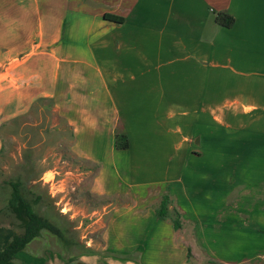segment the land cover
<instances>
[{
    "label": "crops",
    "instance_id": "0c3cea01",
    "mask_svg": "<svg viewBox=\"0 0 264 264\" xmlns=\"http://www.w3.org/2000/svg\"><path fill=\"white\" fill-rule=\"evenodd\" d=\"M40 100L99 167L91 193L124 202L99 247L42 232L16 264H264V0H0V152ZM1 209L0 252L21 234Z\"/></svg>",
    "mask_w": 264,
    "mask_h": 264
},
{
    "label": "rangeland",
    "instance_id": "374dc122",
    "mask_svg": "<svg viewBox=\"0 0 264 264\" xmlns=\"http://www.w3.org/2000/svg\"><path fill=\"white\" fill-rule=\"evenodd\" d=\"M72 148L70 127L48 101L5 125L0 152V202L2 214L15 225L17 233H22V225L8 205L11 183L20 182L35 212L57 228L63 238L43 233L61 248L80 253L89 244L100 246L113 208L108 205L124 201L97 198L91 193L96 168L78 158ZM38 197L41 200L35 204Z\"/></svg>",
    "mask_w": 264,
    "mask_h": 264
},
{
    "label": "trees",
    "instance_id": "16d2710c",
    "mask_svg": "<svg viewBox=\"0 0 264 264\" xmlns=\"http://www.w3.org/2000/svg\"><path fill=\"white\" fill-rule=\"evenodd\" d=\"M106 20L113 21L116 23H122L123 19L111 15L105 16ZM216 21L219 25L225 28H231L235 24V18L229 13H219L217 15ZM48 101L54 108L53 101L50 100H40L37 104ZM117 148L119 150H128L130 148V140L127 135L117 136ZM95 170L99 168L95 166ZM12 195L9 200V208L16 218L20 221L22 225L23 232L21 234H16L12 238L9 245L0 252V264H16L15 257L18 253L25 250L26 247L37 237L41 235L43 231L51 232L54 235L63 238L62 233L55 228L47 219L38 215L34 210V204L30 203L23 195L21 191V184L11 183ZM41 199L38 197L35 200L39 202ZM173 199L170 194H165L159 206L157 207V215L163 220H171L175 226L176 230L183 228V221L181 214L173 207ZM91 253L90 250H87Z\"/></svg>",
    "mask_w": 264,
    "mask_h": 264
}]
</instances>
